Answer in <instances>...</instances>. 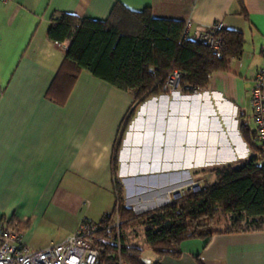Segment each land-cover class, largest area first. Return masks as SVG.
I'll return each mask as SVG.
<instances>
[{
    "label": "crops",
    "instance_id": "0c3cea01",
    "mask_svg": "<svg viewBox=\"0 0 264 264\" xmlns=\"http://www.w3.org/2000/svg\"><path fill=\"white\" fill-rule=\"evenodd\" d=\"M242 1L245 16L237 0L0 2V221L12 228L23 226L25 242L41 249L64 240L84 219L99 221L113 206L112 144L132 95L82 70L63 104L49 97L70 45L68 39L56 44L47 37L57 12L106 20L116 6L130 11L150 7L155 17L189 22L191 30L222 22L225 30L244 35L242 55L229 58L228 70L213 73L200 93H162L138 107L118 157L125 199L145 204L136 206V212L166 203L163 192L188 180L189 168H203L212 163L210 158L228 163L246 159L250 149L239 122L244 115L254 130L250 86L264 64V0ZM168 104L174 106L170 117ZM164 134L167 138L154 142ZM140 142L151 147L170 144L190 156L170 163L144 162L147 165L138 168L132 164ZM147 176L156 181L145 185ZM189 242L192 249L181 251L179 258L162 257L160 263L197 264L198 255L202 264H264V227L217 233L207 243L193 238L181 244ZM156 259L153 253L149 264Z\"/></svg>",
    "mask_w": 264,
    "mask_h": 264
},
{
    "label": "trees",
    "instance_id": "16d2710c",
    "mask_svg": "<svg viewBox=\"0 0 264 264\" xmlns=\"http://www.w3.org/2000/svg\"><path fill=\"white\" fill-rule=\"evenodd\" d=\"M237 2L245 16L243 1ZM183 28V21L157 18L150 7L130 11L116 6L106 20L79 18L66 12L51 17L47 37L55 41L68 39L70 45L51 83L49 97L63 104L82 70L132 95L112 144L113 206L95 222L97 229L92 236L98 264H145L141 247L112 243L113 239L122 241V232L129 226L143 227L144 244L157 258L153 264H161L162 257L179 258L185 240L201 238L207 243L214 234L248 230L243 223L264 217V160L244 115H240L239 131L250 149L246 159L210 167L212 181L158 207L136 213L125 203L118 157L138 107L165 93L163 85L174 69L180 73L179 91L192 93L193 89L206 88L213 73L227 71L229 58L243 53L242 32L219 31L222 46L217 51L185 38ZM198 170H192V174ZM217 215L226 219L223 228L216 227ZM14 228L21 231L23 226ZM194 258L202 264L198 255Z\"/></svg>",
    "mask_w": 264,
    "mask_h": 264
},
{
    "label": "built area",
    "instance_id": "2783aa9c",
    "mask_svg": "<svg viewBox=\"0 0 264 264\" xmlns=\"http://www.w3.org/2000/svg\"><path fill=\"white\" fill-rule=\"evenodd\" d=\"M11 0H0L5 3ZM224 29L222 22L210 26L197 25L192 30L190 23L184 24L185 38L207 44L213 50L222 46L217 33ZM60 44L59 41H55ZM264 56V49H262ZM180 73L174 69L166 78L163 89L167 93L179 92ZM186 88H189L186 86ZM193 89V94L200 93ZM250 103L254 125L256 147L264 160V64L257 68L250 86ZM115 225H118L116 220ZM97 225L90 219L80 222L74 232L59 243L41 249L31 248L24 240L22 232L10 228L0 221V264H98V249L93 244V233Z\"/></svg>",
    "mask_w": 264,
    "mask_h": 264
},
{
    "label": "rangeland",
    "instance_id": "374dc122",
    "mask_svg": "<svg viewBox=\"0 0 264 264\" xmlns=\"http://www.w3.org/2000/svg\"><path fill=\"white\" fill-rule=\"evenodd\" d=\"M163 89V88H162ZM165 93H167L165 91V89H163ZM160 101V100H158ZM157 101V102H158ZM151 103V102H149ZM170 103V102H169ZM174 103V102H172ZM171 106V111L168 110L167 112V116L170 117L171 114H173V108L174 106H172L171 104H168V107ZM162 106L160 105L159 108H161ZM155 113H157V116L160 117L161 116V111L160 110H157V111H154ZM166 115V114H165ZM155 117V116H154ZM158 126L157 128H154L153 130L156 132V135H159V131H160V122L158 121ZM173 125H171L170 123V126L168 127V136H169V128H170V131H172ZM165 125L163 126L162 125V128H164ZM146 132V130H145ZM148 132V130H147ZM165 137L167 138V135L164 134L163 137H161L162 139L160 140L159 139H155V143H159V141H163L165 139ZM145 136H144V142L146 141L145 140ZM136 149H137V155L135 154V162L133 163V161L131 160V162L133 163L132 165H136L138 166V168L140 166H143L144 164H146L147 162L148 163H154V162H167V163H170V162H175L177 158L180 157V159H184V158H187V156H190L189 152L187 153H182V151H175V149L172 148V146H170V144L166 145V146H160V145H154V147H151V146H148V145H144L143 142H140V144L138 146H135ZM132 156V154H131ZM219 157V156H218ZM210 161H212V163L210 164H207L206 166H204L203 168L206 169V171L204 172H199L201 169L200 168H196V169H193V170H198V173L197 174H192V170L189 168L187 169L188 170V173H189V179L184 181L181 185L179 186H174L173 188H170L167 192H163L164 193V196H162L163 198H165L164 200L167 201L166 203L170 202L172 199H175V198H178L180 195L182 194H185L187 193V191H195V190H198V188L202 185H204L205 182H210L214 179V174L211 173L210 171H208V169L210 167H214V166H221V165H224V164H227L228 161H220V160H217V158H210ZM146 162V163H144ZM147 165V164H146ZM192 167V166H191ZM184 171V170H182ZM136 173H140V171H137ZM122 180V178H121ZM156 181V179H149V177H144V179L142 180L143 182H145V185H150V182L151 183H154L153 181ZM138 181H141L138 180ZM141 181V182H142ZM137 182V181H136ZM173 185V184H172ZM148 192V191H147ZM142 194V193H141ZM158 194V193H156ZM125 196H126V189H125ZM125 203L126 205L128 206H132V208L134 209V211L136 212L135 210V207L136 206H141V205H145L143 202H142V199H138V200H134L132 202H128L126 199H125ZM165 204V203H164ZM147 205V204H146ZM161 205V204H160ZM160 205H155V207H158ZM148 207V205H147ZM155 207H152V208H155ZM150 208V209H152ZM149 210V209H148ZM147 211V210H146ZM138 213H141V212H144V211H137ZM136 212V213H137ZM222 215V214H221ZM225 218L217 215L215 217V220L216 221V227H220V228H223L224 225H225ZM257 221L261 222V223H257ZM227 223V222H226ZM243 226H246L248 228H253V227H259V226H264V217H257L255 221H252V222H249V223H243ZM10 228H12L11 226H9ZM122 236H123V240H116V239H113L112 240V243L114 244H117V245H127V246H139V247H144V236H143V227L142 226H129L127 227L123 232H122ZM122 242V243H121ZM193 248V243L192 242H189L187 243V245L185 244H181V247H180V250L181 251H184V250H187L188 249H192ZM141 258L144 260L145 263L149 264L151 263L149 259L153 258V253L151 251V249L149 247H146L143 249V252L141 253Z\"/></svg>",
    "mask_w": 264,
    "mask_h": 264
},
{
    "label": "bare ground",
    "instance_id": "6f19581e",
    "mask_svg": "<svg viewBox=\"0 0 264 264\" xmlns=\"http://www.w3.org/2000/svg\"><path fill=\"white\" fill-rule=\"evenodd\" d=\"M145 196V195H144ZM154 197H157V195L156 196H154ZM161 197V196H160ZM148 203V202H147Z\"/></svg>",
    "mask_w": 264,
    "mask_h": 264
}]
</instances>
